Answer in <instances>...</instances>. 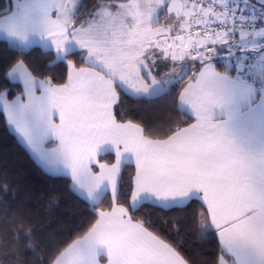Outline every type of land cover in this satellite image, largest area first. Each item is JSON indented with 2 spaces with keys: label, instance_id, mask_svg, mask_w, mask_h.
<instances>
[{
  "label": "snow or ice",
  "instance_id": "obj_1",
  "mask_svg": "<svg viewBox=\"0 0 264 264\" xmlns=\"http://www.w3.org/2000/svg\"><path fill=\"white\" fill-rule=\"evenodd\" d=\"M82 7L0 0V118L90 213L58 239L21 213L0 230V264H264V0H96L80 19ZM37 48L60 80L35 74ZM125 96L170 98L179 115L125 119ZM193 203L159 228L135 215ZM213 236L198 262L189 251Z\"/></svg>",
  "mask_w": 264,
  "mask_h": 264
},
{
  "label": "trees",
  "instance_id": "obj_2",
  "mask_svg": "<svg viewBox=\"0 0 264 264\" xmlns=\"http://www.w3.org/2000/svg\"><path fill=\"white\" fill-rule=\"evenodd\" d=\"M96 0H81L84 7L81 8L80 19L84 14L92 10ZM79 23V19L77 20ZM10 55L2 50L0 45V60ZM14 59V57H13ZM32 59L39 64L40 70L35 73L37 76L52 75L60 80L66 73L63 65L45 67V63L50 57L41 53L40 49H35L32 53ZM5 86L10 87L12 94L18 90L17 86L8 82ZM121 109H126L130 115L125 119L133 118L148 127H152L167 120H174L178 113L174 110L170 98H161L153 100H137L131 97H123ZM101 159H114V157L103 156ZM132 169H125V176ZM69 181L63 177H53L46 174L30 157V154L18 142L17 137L8 128L6 123L0 118V230L7 227L13 229L20 223V214L22 213L26 221L33 222L36 226L37 234L44 238H60L63 235L70 234L68 229L75 231L76 226L84 221L85 226L90 213L88 206L77 196L68 190ZM7 191H4V186ZM198 203H193L191 207L182 210H173L161 212L158 209L149 207L142 208L135 215L140 218H150L155 221V227H161L162 218L182 217L190 215L193 209L198 210ZM167 231V228H164ZM11 231L9 238H11ZM173 240H179L180 237L173 236ZM217 241L213 236L204 241L199 253L195 249L190 250L198 262L205 257L208 260L216 253ZM187 248V245H185ZM7 251L14 254V249L9 245ZM31 252L21 249L20 259H31Z\"/></svg>",
  "mask_w": 264,
  "mask_h": 264
},
{
  "label": "crops",
  "instance_id": "obj_3",
  "mask_svg": "<svg viewBox=\"0 0 264 264\" xmlns=\"http://www.w3.org/2000/svg\"><path fill=\"white\" fill-rule=\"evenodd\" d=\"M161 21H163V19H161ZM161 70H163V69H161Z\"/></svg>",
  "mask_w": 264,
  "mask_h": 264
},
{
  "label": "rangeland",
  "instance_id": "obj_4",
  "mask_svg": "<svg viewBox=\"0 0 264 264\" xmlns=\"http://www.w3.org/2000/svg\"><path fill=\"white\" fill-rule=\"evenodd\" d=\"M161 19H163V17H161Z\"/></svg>",
  "mask_w": 264,
  "mask_h": 264
}]
</instances>
